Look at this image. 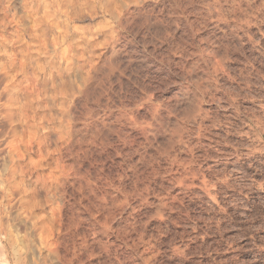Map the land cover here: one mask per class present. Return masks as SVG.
<instances>
[{
    "label": "clouds",
    "instance_id": "clouds-1",
    "mask_svg": "<svg viewBox=\"0 0 264 264\" xmlns=\"http://www.w3.org/2000/svg\"><path fill=\"white\" fill-rule=\"evenodd\" d=\"M0 264H264V0H0Z\"/></svg>",
    "mask_w": 264,
    "mask_h": 264
}]
</instances>
